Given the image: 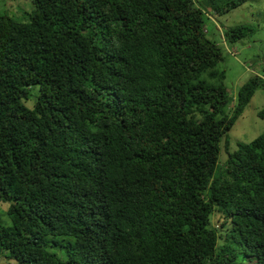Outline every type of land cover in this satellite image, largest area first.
Returning a JSON list of instances; mask_svg holds the SVG:
<instances>
[{
    "label": "trees",
    "instance_id": "1",
    "mask_svg": "<svg viewBox=\"0 0 264 264\" xmlns=\"http://www.w3.org/2000/svg\"><path fill=\"white\" fill-rule=\"evenodd\" d=\"M247 1L30 0L24 21L0 15L3 264H264V131L219 160L264 62L230 94L223 49L255 28L207 36Z\"/></svg>",
    "mask_w": 264,
    "mask_h": 264
},
{
    "label": "rangeland",
    "instance_id": "2",
    "mask_svg": "<svg viewBox=\"0 0 264 264\" xmlns=\"http://www.w3.org/2000/svg\"><path fill=\"white\" fill-rule=\"evenodd\" d=\"M30 0H0V15H8L17 20L24 21V14L31 12ZM216 29L213 24L207 25V36L221 45L222 31L226 28L238 25L251 26L255 32L242 41H238L229 46L232 53L230 55L226 47L223 49L224 59L219 62L217 69L224 71L223 84L230 94H233L250 77L262 72V62H264V0H248L241 7L216 18ZM31 96L26 101L27 106H32L38 88L31 89ZM233 92V93H232ZM264 131V89L258 90L252 97L242 115L238 118L232 129L227 134V139L223 138L220 143L221 153L219 160L224 162L227 158L225 144L228 142V149L233 152L237 148V143H249ZM6 204H0V214L2 220L7 222ZM213 225L219 230V235L224 234L225 228H221V219L216 214L213 217ZM220 244L223 242L219 241ZM5 263L0 257V264Z\"/></svg>",
    "mask_w": 264,
    "mask_h": 264
},
{
    "label": "clouds",
    "instance_id": "3",
    "mask_svg": "<svg viewBox=\"0 0 264 264\" xmlns=\"http://www.w3.org/2000/svg\"><path fill=\"white\" fill-rule=\"evenodd\" d=\"M234 54V53H233Z\"/></svg>",
    "mask_w": 264,
    "mask_h": 264
}]
</instances>
